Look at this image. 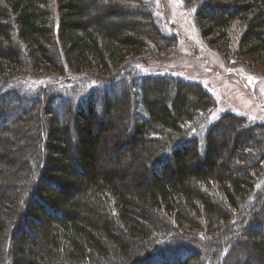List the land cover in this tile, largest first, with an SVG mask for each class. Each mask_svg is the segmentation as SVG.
<instances>
[{"label":"trees","instance_id":"obj_1","mask_svg":"<svg viewBox=\"0 0 264 264\" xmlns=\"http://www.w3.org/2000/svg\"><path fill=\"white\" fill-rule=\"evenodd\" d=\"M182 1L264 65V0ZM166 30L153 0H0V264H238L246 243L264 264V124L121 70L168 51ZM39 70L102 80L22 82Z\"/></svg>","mask_w":264,"mask_h":264},{"label":"rangeland","instance_id":"obj_2","mask_svg":"<svg viewBox=\"0 0 264 264\" xmlns=\"http://www.w3.org/2000/svg\"><path fill=\"white\" fill-rule=\"evenodd\" d=\"M153 1L157 14L164 21L166 32L176 35L178 40L166 47L168 51L164 48V54L148 52L150 55L146 53L145 56L131 59L127 57L121 70H132L139 74L171 75L185 81L198 82L211 93L216 102L211 119L231 112L246 117L250 122L264 124V65H256L248 56H235L234 45L228 51L211 45V41L217 38L216 31L212 29L206 36L200 33L193 20L192 11L184 7L182 0ZM238 27H234V34H237ZM235 37L231 36L230 43ZM34 75L36 77L22 82H26L28 86H54L55 83L65 85L68 81L94 85L102 80L92 74L67 77L59 73H48L49 77H46L40 70ZM116 125L121 129L124 126L122 121ZM238 231V237H246V233ZM258 243L264 246V239ZM203 247L200 246L199 249L202 251ZM240 252L233 258L238 264H243L245 258L249 259L253 255L247 243Z\"/></svg>","mask_w":264,"mask_h":264}]
</instances>
